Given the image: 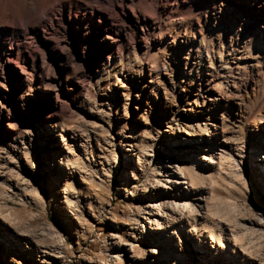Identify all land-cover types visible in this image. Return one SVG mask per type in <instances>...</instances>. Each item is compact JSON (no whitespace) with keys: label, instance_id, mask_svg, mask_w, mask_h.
Returning <instances> with one entry per match:
<instances>
[{"label":"rangeland","instance_id":"374dc122","mask_svg":"<svg viewBox=\"0 0 264 264\" xmlns=\"http://www.w3.org/2000/svg\"><path fill=\"white\" fill-rule=\"evenodd\" d=\"M31 1L6 0L16 13ZM53 24L48 41L67 23ZM155 34L151 30L146 37L147 55L155 48ZM65 43L72 48L69 39L60 45ZM145 55L142 69L130 63L137 74H121L119 64L108 77L92 69L83 91L50 124L25 116L38 111L34 104L23 114L13 101L16 118L9 122L15 129L0 121V264H264V154L254 151L263 134L254 127L239 132L226 113L225 128L214 141L196 140L206 136L187 124L182 91L171 89L165 74L149 77ZM247 71V85L234 98L241 110L245 94L264 80V62ZM30 77L35 87L39 76ZM144 84L165 101V112L141 95ZM51 124L64 142L59 135L55 145L44 138L41 125L52 130ZM168 124L192 135L178 132L172 142L165 135ZM238 142L245 144L241 153L231 147ZM183 199L189 200L187 214L198 231L188 222L173 229L167 206L177 211ZM199 231L204 241L196 246L193 232L200 237Z\"/></svg>","mask_w":264,"mask_h":264},{"label":"bare ground","instance_id":"6f19581e","mask_svg":"<svg viewBox=\"0 0 264 264\" xmlns=\"http://www.w3.org/2000/svg\"><path fill=\"white\" fill-rule=\"evenodd\" d=\"M16 9L7 8L6 0H0V34L3 35L0 39V121L7 120L9 129H15L9 122L16 118L10 111L15 102L23 114L34 104L38 111L25 116L43 125L50 124L55 115L66 112L69 98L83 91L92 69L93 74L105 72L108 77L119 64L121 74H137L139 70L133 71L130 63L133 59L143 68L142 56L149 49L146 37L152 30L156 33L155 48L147 55L148 76L165 74L171 89L180 88L189 105L182 109L188 110L187 124L202 128L206 136L196 140H209L217 137L219 130L223 132L228 119L226 113L239 132L254 127L264 136V80L245 94L242 110L234 100L240 95L241 87L247 85L245 75L249 66L264 62V0H54L53 4L32 0L30 5L22 2L20 12L16 13ZM16 18L22 23L16 22ZM56 22L61 26V22L67 24L56 29L57 37L48 41L46 34H53L51 23ZM137 34L143 37L137 40ZM67 39L72 48L67 43L60 45L61 40L67 42ZM89 51L97 55L90 56ZM31 75L39 76L35 87L30 81ZM73 86L78 93H73ZM142 94L153 103L154 109L166 111L165 101L148 92L145 84ZM217 120L221 125H217ZM200 121H205L202 127ZM43 125L47 135L44 138L49 137L55 145L59 135L60 142H64L60 129L51 124L52 130H46ZM167 127L165 135L172 142L179 139L178 132L192 135L178 125ZM182 139L191 140L187 136ZM227 139L223 141L229 142ZM262 142L254 145L260 157L264 154V148L260 147L264 146V138ZM134 146L141 150L138 145ZM244 146V142H238L231 147L241 153ZM142 178L139 176L137 182ZM183 195L180 192L181 198ZM188 204L187 199L181 202L177 211L175 205L167 206L173 229L183 228L188 222L190 228L199 230L189 220ZM193 233L194 244L202 245V233L199 231L200 237ZM204 247L208 249L207 245Z\"/></svg>","mask_w":264,"mask_h":264}]
</instances>
